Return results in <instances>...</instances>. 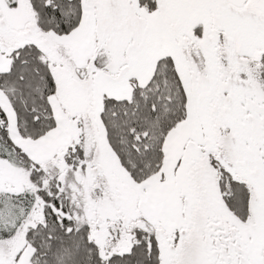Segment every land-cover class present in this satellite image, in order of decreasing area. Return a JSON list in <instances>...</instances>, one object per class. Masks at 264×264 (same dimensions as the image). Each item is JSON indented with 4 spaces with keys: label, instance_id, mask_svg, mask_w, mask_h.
<instances>
[{
    "label": "snow or ice",
    "instance_id": "1",
    "mask_svg": "<svg viewBox=\"0 0 264 264\" xmlns=\"http://www.w3.org/2000/svg\"><path fill=\"white\" fill-rule=\"evenodd\" d=\"M0 264H264V0H0Z\"/></svg>",
    "mask_w": 264,
    "mask_h": 264
}]
</instances>
